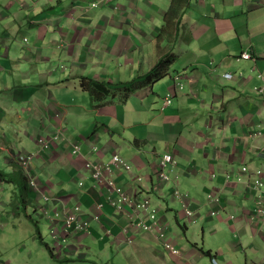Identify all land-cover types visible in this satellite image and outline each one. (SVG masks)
Wrapping results in <instances>:
<instances>
[{
  "label": "crops",
  "instance_id": "1",
  "mask_svg": "<svg viewBox=\"0 0 264 264\" xmlns=\"http://www.w3.org/2000/svg\"><path fill=\"white\" fill-rule=\"evenodd\" d=\"M92 1L0 0V70L24 63L39 77L18 74V81L0 87V171L17 169L20 153L35 154L36 185L28 182L23 209L35 210L39 228L44 205L59 210L50 222L55 259L264 264V223L253 214L251 185L254 171L264 167V146L250 135L264 121V99L254 91L264 72V0H108L83 11ZM244 52L252 57L243 58ZM177 74L184 88L165 106ZM83 76L110 83L111 95L93 105L80 86ZM55 134L59 138L42 150L39 138ZM166 151L174 158L165 168L169 181L157 173ZM115 153L131 169L116 168L113 178L130 196L151 200L180 255L154 232L127 230L134 212L115 210L114 192L84 167L87 160L107 163ZM176 187L193 217L180 208ZM15 190L0 175V236L2 212L11 207L24 215ZM212 191L222 193L219 204L208 198ZM76 204L89 229L66 233L65 214Z\"/></svg>",
  "mask_w": 264,
  "mask_h": 264
},
{
  "label": "built area",
  "instance_id": "2",
  "mask_svg": "<svg viewBox=\"0 0 264 264\" xmlns=\"http://www.w3.org/2000/svg\"><path fill=\"white\" fill-rule=\"evenodd\" d=\"M103 1L108 0H95L91 2V7L99 6ZM88 6L87 8H91ZM243 58H251L252 55L250 52H244L242 54ZM227 77H231V73L226 74ZM258 77L261 80V84L254 86V91L261 95L264 99V72H260ZM184 78L180 74L175 76L176 84L174 88L167 91L164 97V105H170L174 95L178 90H182L185 85V81L182 80ZM250 135L254 138L262 139L264 146V121L261 122L257 128H254ZM59 138L58 134H55L52 137L47 138H39V144L42 150L48 149L52 143ZM93 152H98L97 145L92 147ZM72 153L79 155L81 153V147L79 144H74L72 146ZM34 153H20L16 156L17 163L21 166V168L27 173L29 182L31 185H36L35 175H34ZM174 158L171 152L166 151L162 155V168L157 171L158 177L163 180H170L168 173L166 172V166L173 162ZM85 169L89 172L90 176L100 184H103L107 187L110 192H114L115 199H110L111 204L119 213L127 214L130 211V222L126 225V229L134 228V229H142L144 231L154 232L162 239L164 247L174 255H180L181 249L172 241H170L166 237V230L164 226L158 220V210L155 207L149 198L138 199L130 196L125 188L122 185H119L116 180L113 178V171L116 168H125L127 170L131 169V165L129 161L118 153H115L109 162L100 163L94 160H87L84 165ZM243 172L249 173L248 166L242 167ZM252 178V187L255 193V205L253 207V214L259 218L262 223H264V167L257 168L253 173ZM138 180H143V176H138ZM241 179V177H240ZM175 196L180 199V208L184 212V214L188 217H193L195 214V210L190 204L188 200H186L185 194L181 192V190L176 187L174 188ZM222 193L209 192L208 198L216 201L218 204L222 201ZM46 202H50L51 198L49 196H44ZM49 206H43L42 211L47 214ZM81 210V206L76 204L65 214V224L64 230L66 233H71L74 231H87L89 229L88 222L79 221V213ZM56 215H59L60 212L58 209H55ZM142 213V215H141ZM215 214L216 211L213 210L211 212ZM50 217V216H49ZM97 220L100 219V216L97 214L95 216ZM213 262L218 264L214 259Z\"/></svg>",
  "mask_w": 264,
  "mask_h": 264
},
{
  "label": "rangeland",
  "instance_id": "3",
  "mask_svg": "<svg viewBox=\"0 0 264 264\" xmlns=\"http://www.w3.org/2000/svg\"><path fill=\"white\" fill-rule=\"evenodd\" d=\"M88 6L91 7V3H88L82 6L83 11L87 12ZM24 34H25V40L24 39L23 40L27 42L29 38V34L26 32ZM17 40H18V43L15 45L19 48H22L25 42L22 41L21 38H18ZM14 56H16V54L11 53V57H14ZM3 59L5 58L1 56L0 60L4 61ZM3 66L6 68L4 64ZM19 67H20L19 69L17 67H14L15 68L14 70H11V69L0 70V81H3L0 83V87L4 86L5 81H8V83H10L11 81H18L17 80L18 77H16L18 76V74L21 75L22 78L24 77L25 74H27L30 76V78L33 81H37V80L39 81L37 71L32 73L30 71V67L24 65V63L20 64ZM19 70H20V73H19ZM25 78H28V77H25ZM17 101L15 102V108L17 107L16 106ZM6 118L7 119L10 118L9 114L7 115ZM8 187H9V192H10V189L12 187L11 185H8ZM15 192L19 193V189H16ZM23 196H24V199L27 200L26 204L28 206L29 205V201H28L29 194H28L27 189L24 191ZM43 201L44 200H41L40 202H43ZM16 202L17 204L19 203L22 205V209L23 207H25V204L23 202H20L17 200ZM14 210L15 209L10 207L8 209V212L1 213L5 217L6 221H5V224L3 225L4 230L2 231V235L0 236V251H1L0 264H8L7 263L8 260H11L13 264H103L102 262L97 263L96 261H93L90 258L86 259L85 261H81L78 259L77 260L67 259L65 261H59L57 260V258L55 259V257L52 256L50 252L47 250V248L41 243L39 237L37 236L36 226L27 217V213H25L24 211V215L17 214ZM23 210H26V209H23ZM28 212L32 213V217L34 220L37 221L38 227H39V222H38L39 220H37L38 218L34 217V214L36 213L35 210L30 206V208L28 207ZM39 213L42 215V217H39L42 236L45 242H48L53 248H55V243L53 242L54 238L51 232V229L53 227H51L50 222L54 218L58 219V216H56L55 210H52L51 208L48 209L47 214H45L43 211H40ZM36 215L38 214L36 213ZM59 226L60 224H58V227ZM82 250L81 251L84 253L93 254V251L89 249H82ZM77 256L79 257L80 254H78ZM107 264H113V262L110 261Z\"/></svg>",
  "mask_w": 264,
  "mask_h": 264
},
{
  "label": "trees",
  "instance_id": "4",
  "mask_svg": "<svg viewBox=\"0 0 264 264\" xmlns=\"http://www.w3.org/2000/svg\"><path fill=\"white\" fill-rule=\"evenodd\" d=\"M161 68V64L159 66ZM161 75V72L159 73ZM80 86L89 92L91 102L93 105H99L103 102L108 96L112 93L111 84L107 81H101L94 79L92 77L83 76L80 78ZM139 140H133V143L139 144ZM143 143V142H142ZM0 175H4V177H8L9 181L15 184L16 189H19V193L16 192V200L23 202L25 204V208L27 207V200L24 199V191L28 188L27 186V175L25 171L18 167L17 169L11 170L8 173H4L0 171ZM27 213V217L35 224L37 236L39 237L41 243L47 248L52 256H56L54 248L48 243L45 242L41 230L38 227V223L36 220L33 219L32 214L25 210ZM206 254L211 255L210 251H205Z\"/></svg>",
  "mask_w": 264,
  "mask_h": 264
},
{
  "label": "clouds",
  "instance_id": "5",
  "mask_svg": "<svg viewBox=\"0 0 264 264\" xmlns=\"http://www.w3.org/2000/svg\"><path fill=\"white\" fill-rule=\"evenodd\" d=\"M15 161H16V158H15ZM16 163H17V161H16ZM18 164V163H17ZM18 167H20L21 168V166L18 164ZM26 175H27V173H26ZM28 182H29V179H28V176H27V184H28ZM30 183V182H29ZM31 185V184H30ZM31 186H33V185H31ZM35 186V185H34ZM45 206V205H44Z\"/></svg>",
  "mask_w": 264,
  "mask_h": 264
}]
</instances>
